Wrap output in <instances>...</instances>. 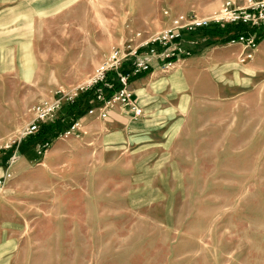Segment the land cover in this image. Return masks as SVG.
<instances>
[{"label": "rangeland", "instance_id": "rangeland-1", "mask_svg": "<svg viewBox=\"0 0 264 264\" xmlns=\"http://www.w3.org/2000/svg\"><path fill=\"white\" fill-rule=\"evenodd\" d=\"M227 1L0 0V264H264V41L153 45ZM118 49L149 62L142 117L93 96Z\"/></svg>", "mask_w": 264, "mask_h": 264}, {"label": "built area", "instance_id": "built-area-1", "mask_svg": "<svg viewBox=\"0 0 264 264\" xmlns=\"http://www.w3.org/2000/svg\"><path fill=\"white\" fill-rule=\"evenodd\" d=\"M223 24L238 28L232 42H238L244 48L254 51L264 41V0L254 2L248 0L246 7H237L234 0H228L222 8L221 16L215 20L198 19L196 17L178 16L172 20V28L159 35L153 45L175 46L181 40L184 31L216 30ZM149 43L146 44L148 46ZM141 47H145L144 44ZM140 50V49H139ZM139 50L133 52L134 60L130 62L127 54L122 50H114L109 59L101 64L96 71L92 84L93 96L103 106L111 102L120 104L135 117H142L143 108L134 100L130 89L133 79L150 70L149 62L144 56H138ZM177 54L174 52L173 57ZM252 57L249 55V58ZM60 109L59 102H45L33 108L36 120L28 129L27 136L38 134L46 123L53 119ZM94 110L91 109L90 114ZM103 118L108 114L103 112ZM7 178H0V192L6 186Z\"/></svg>", "mask_w": 264, "mask_h": 264}, {"label": "trees", "instance_id": "trees-1", "mask_svg": "<svg viewBox=\"0 0 264 264\" xmlns=\"http://www.w3.org/2000/svg\"><path fill=\"white\" fill-rule=\"evenodd\" d=\"M212 31H213V30H209V29L204 30L205 33H211ZM175 57H176V56H175ZM175 57H174L173 59H175ZM145 75H146L145 73L139 75L138 77H136V78L133 79V82L137 81L138 79H141V78L145 77Z\"/></svg>", "mask_w": 264, "mask_h": 264}]
</instances>
